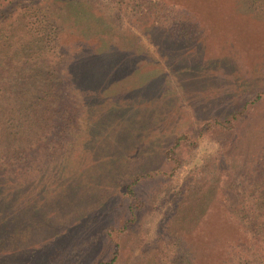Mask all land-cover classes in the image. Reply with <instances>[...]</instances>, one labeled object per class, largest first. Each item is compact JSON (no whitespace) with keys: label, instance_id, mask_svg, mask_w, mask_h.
<instances>
[{"label":"rangeland","instance_id":"1","mask_svg":"<svg viewBox=\"0 0 264 264\" xmlns=\"http://www.w3.org/2000/svg\"><path fill=\"white\" fill-rule=\"evenodd\" d=\"M26 1L0 0V44L51 92L45 133L0 165L29 174L0 264H169L188 245L191 264H264V0ZM105 46L124 70L97 63L113 76L86 95L73 68ZM222 211L238 240L207 257Z\"/></svg>","mask_w":264,"mask_h":264},{"label":"trees","instance_id":"2","mask_svg":"<svg viewBox=\"0 0 264 264\" xmlns=\"http://www.w3.org/2000/svg\"><path fill=\"white\" fill-rule=\"evenodd\" d=\"M19 0H7L6 9H11L10 4ZM33 0H27L29 4H32ZM122 5L126 0H118ZM31 10V9H29ZM14 16V15H13ZM26 17L23 14V18ZM12 18V17H11ZM1 41V40H0ZM99 52H94L90 56H86L84 63L80 64L81 68H73L72 73H76L81 77H75L73 80L79 84H89L88 87H77L79 89H88V94H100L106 89H100L105 86L113 76L112 73H107L106 70L99 69L97 63H102L101 66L104 69L110 66L115 67L116 70H124L125 63L123 59H115L118 56L117 51L120 48H114L106 46L99 48ZM113 58L114 60H112ZM102 60H104L102 62ZM112 60L110 62H107ZM32 64V61L25 59L24 57L19 59L17 54L13 51L4 53L0 44V165L6 167V165L13 164L19 159L20 154H24L25 151H29L32 148L33 137L35 134L45 133V121L42 119L43 114L46 112L47 102L50 98V88L47 85L36 84H22L24 75L27 74V80L35 81V75L30 71L27 73L28 66ZM86 64V65H84ZM89 64V67H88ZM88 67V68H87ZM123 69H118V68ZM87 68V69H86ZM85 70V71H81ZM112 75V76H111ZM46 77L41 78L45 81ZM88 82V83H87ZM42 112V113H41ZM179 142L176 144V146ZM17 170H19L17 168ZM4 176V173L2 174ZM0 175V221L11 222L10 216L13 215L14 208H12V199L25 195V190L29 182V174L16 177V172L11 171V175L7 179L3 180ZM148 176V175H147ZM138 183L136 179L133 183L129 184L124 194L130 195V198L135 197L134 186ZM254 203V202H253ZM214 206V202L212 203ZM255 208L258 210H264V199H259L254 203ZM226 208V205H224ZM222 209H225L220 205ZM135 204L131 202L130 211L135 217ZM261 211V212H262ZM220 219H223L221 225L224 228V248L212 247L210 240L214 237L213 234H207V257L209 250L211 255H216L218 252V259L224 255H230L235 240H238L239 228L232 223H236L231 216L225 215L222 211L219 214ZM261 217L264 219V212L261 213ZM262 220V219H261ZM128 223V221H127ZM210 245H209V244ZM186 245V244H185ZM182 251L181 257L171 260L169 264H182L185 261L186 264L192 263V248L188 245L187 248H180ZM203 249L201 248V251ZM178 252V251H177ZM180 253V252H179ZM194 257V256H193ZM202 257V256H201ZM220 262L222 260H219Z\"/></svg>","mask_w":264,"mask_h":264}]
</instances>
